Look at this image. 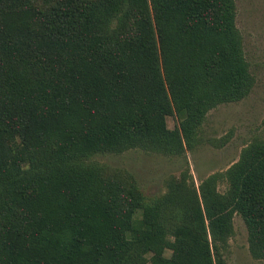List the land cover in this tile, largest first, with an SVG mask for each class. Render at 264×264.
<instances>
[{
    "label": "trees",
    "instance_id": "obj_1",
    "mask_svg": "<svg viewBox=\"0 0 264 264\" xmlns=\"http://www.w3.org/2000/svg\"><path fill=\"white\" fill-rule=\"evenodd\" d=\"M254 85L235 0H0V264H227L235 215L264 261V139L151 198L93 161L185 157Z\"/></svg>",
    "mask_w": 264,
    "mask_h": 264
},
{
    "label": "rangeland",
    "instance_id": "obj_2",
    "mask_svg": "<svg viewBox=\"0 0 264 264\" xmlns=\"http://www.w3.org/2000/svg\"><path fill=\"white\" fill-rule=\"evenodd\" d=\"M236 27L242 37L243 51L255 78V85L247 98L210 111L201 127L202 144L185 157H165L141 150H130L120 155H99L93 161L133 175L146 198L165 192V181L179 176L189 167L195 185L216 172H224L239 159L241 150L253 139H264V0H235ZM178 124L175 116L167 119L173 129ZM227 139L222 148L213 142ZM225 191V184L219 186ZM141 213L137 214L140 217ZM234 234L229 240L227 264H264L253 260L248 251L247 230L239 215L233 219ZM170 256V251L165 252Z\"/></svg>",
    "mask_w": 264,
    "mask_h": 264
}]
</instances>
